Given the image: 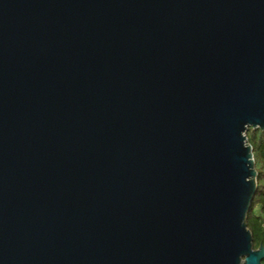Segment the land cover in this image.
<instances>
[{"label": "water", "instance_id": "water-1", "mask_svg": "<svg viewBox=\"0 0 264 264\" xmlns=\"http://www.w3.org/2000/svg\"><path fill=\"white\" fill-rule=\"evenodd\" d=\"M264 0H0V264H263Z\"/></svg>", "mask_w": 264, "mask_h": 264}, {"label": "trees", "instance_id": "trees-1", "mask_svg": "<svg viewBox=\"0 0 264 264\" xmlns=\"http://www.w3.org/2000/svg\"><path fill=\"white\" fill-rule=\"evenodd\" d=\"M246 141L252 150L256 172V190L249 206L246 225L252 235L253 248L264 247V132L249 128ZM264 264V259L262 260Z\"/></svg>", "mask_w": 264, "mask_h": 264}]
</instances>
